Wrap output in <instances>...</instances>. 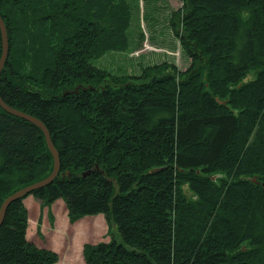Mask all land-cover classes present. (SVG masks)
<instances>
[{
	"label": "trees",
	"instance_id": "1",
	"mask_svg": "<svg viewBox=\"0 0 264 264\" xmlns=\"http://www.w3.org/2000/svg\"><path fill=\"white\" fill-rule=\"evenodd\" d=\"M111 2L0 0L19 17L0 11V97L45 125L60 161L29 195L104 215L109 240L84 244L85 264H264V0H181L188 68L139 75L90 63L127 48L128 5ZM22 22L28 66L13 60ZM52 169L41 130L0 107V205ZM25 197L0 225V264H55L26 238Z\"/></svg>",
	"mask_w": 264,
	"mask_h": 264
},
{
	"label": "rangeland",
	"instance_id": "2",
	"mask_svg": "<svg viewBox=\"0 0 264 264\" xmlns=\"http://www.w3.org/2000/svg\"><path fill=\"white\" fill-rule=\"evenodd\" d=\"M118 1L120 0H113L111 3L119 4ZM123 2L128 5L130 12V24L125 32L127 48L124 51L104 52L99 57L90 59V63L113 75H139L145 67L164 62L174 64L179 71H185L190 60L172 27L178 26L179 30L177 16L182 5L181 0ZM7 4L0 7L1 14H14L19 19L15 12H10L14 10L13 6ZM34 27L37 32L36 24ZM19 28L21 29L15 33L17 39L14 41L16 51L13 60L16 63L22 61L28 66L34 61L35 54H28L31 61H23L22 46L29 44L28 32H24L27 24L22 22ZM244 79L248 81L249 76ZM23 206L27 213V240L37 248L53 251L57 255L55 264H85L82 256L83 245L109 240V227L102 214L71 216L63 200L45 205L31 195L23 199ZM117 238L121 239L120 235Z\"/></svg>",
	"mask_w": 264,
	"mask_h": 264
},
{
	"label": "water",
	"instance_id": "3",
	"mask_svg": "<svg viewBox=\"0 0 264 264\" xmlns=\"http://www.w3.org/2000/svg\"><path fill=\"white\" fill-rule=\"evenodd\" d=\"M0 34H1V41H2V53H1V57H0V72H1V69L3 68L5 60L8 56V39H7L6 27H5V24H4L1 17H0ZM246 81H247V79H244V82H246ZM239 86L240 85H238V87ZM0 107L4 111H6L7 113H9L13 116H16L18 118H21L23 120H26L27 122L35 125L38 129H40L41 132L43 133L46 146H47V148L51 154L52 160H53V169H52L51 173L46 178H44L41 181H38L36 183H33L29 186H26V187L20 189L19 191H16L15 193L9 195L7 198L4 199V201L0 205V225H1V223L4 219L5 212L8 208V206L13 201L22 199L23 197L29 195L33 191L47 186L57 177L58 172H59L60 161H59L58 152L56 151V149L52 143V140L50 138V132L48 131V129L45 127V125L40 120H38L37 118H35L31 115H28V114L22 112V111H19L17 109H14V108L8 106L6 103H4V101L2 100L1 97H0ZM88 174L89 173L87 171L86 173H83L82 176L86 177ZM254 180L255 179H253V181Z\"/></svg>",
	"mask_w": 264,
	"mask_h": 264
},
{
	"label": "bare ground",
	"instance_id": "4",
	"mask_svg": "<svg viewBox=\"0 0 264 264\" xmlns=\"http://www.w3.org/2000/svg\"><path fill=\"white\" fill-rule=\"evenodd\" d=\"M72 53H73V52H72ZM44 58H45V57H44ZM44 58H43V59H44ZM43 59H42V60H43ZM39 60H40V59H39ZM32 63H33V62H32ZM34 64H35V63H34ZM39 64H40V63H39Z\"/></svg>",
	"mask_w": 264,
	"mask_h": 264
}]
</instances>
